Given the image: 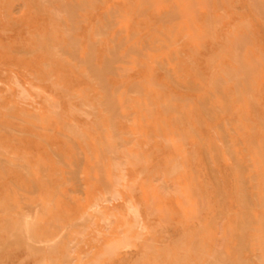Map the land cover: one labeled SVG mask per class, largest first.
Masks as SVG:
<instances>
[{
	"label": "rangeland",
	"instance_id": "obj_1",
	"mask_svg": "<svg viewBox=\"0 0 264 264\" xmlns=\"http://www.w3.org/2000/svg\"><path fill=\"white\" fill-rule=\"evenodd\" d=\"M0 264H264V0H0Z\"/></svg>",
	"mask_w": 264,
	"mask_h": 264
},
{
	"label": "bare ground",
	"instance_id": "obj_2",
	"mask_svg": "<svg viewBox=\"0 0 264 264\" xmlns=\"http://www.w3.org/2000/svg\"><path fill=\"white\" fill-rule=\"evenodd\" d=\"M73 33V32H72ZM107 97V96H106ZM105 98V97H104ZM81 111V110H80ZM110 111H112V109L110 110ZM109 111V112H110ZM109 114V113H108ZM108 116V115H107ZM109 130L111 129L110 127L108 128ZM113 133V132H112ZM115 134V133H114ZM116 138V137H115ZM114 145V144H113ZM117 146V145H116ZM115 148V147H114ZM81 167V166H80ZM84 217V216H83ZM23 219V218H22ZM24 220V219H23ZM25 225V224H24ZM17 226V225H16ZM18 227V226H17ZM16 227V228H17ZM19 228H20V226H19ZM23 229V228H22ZM4 231V230H3ZM12 232V231H11ZM15 232V231H14ZM21 232V231H20ZM11 235V234H10ZM16 237V236H15ZM27 248V247H26ZM50 249H52V247L50 248ZM256 258V257H255ZM214 261V260H213ZM216 262V261H215Z\"/></svg>",
	"mask_w": 264,
	"mask_h": 264
}]
</instances>
